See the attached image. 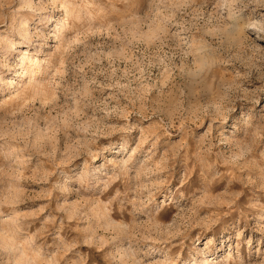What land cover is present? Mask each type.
Returning <instances> with one entry per match:
<instances>
[{
  "label": "rangeland",
  "instance_id": "374dc122",
  "mask_svg": "<svg viewBox=\"0 0 264 264\" xmlns=\"http://www.w3.org/2000/svg\"><path fill=\"white\" fill-rule=\"evenodd\" d=\"M0 264H264V0H0Z\"/></svg>",
  "mask_w": 264,
  "mask_h": 264
}]
</instances>
